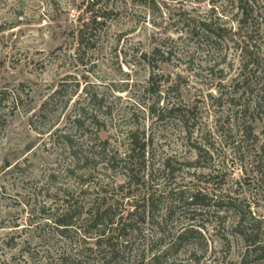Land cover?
I'll return each mask as SVG.
<instances>
[{"label": "rangeland", "instance_id": "obj_1", "mask_svg": "<svg viewBox=\"0 0 264 264\" xmlns=\"http://www.w3.org/2000/svg\"><path fill=\"white\" fill-rule=\"evenodd\" d=\"M94 1L112 13L84 50L77 32ZM254 2L250 26L234 0H0V264L96 245L102 227L85 235V215L77 245L58 233L50 216L69 193L87 209L104 199L116 216L108 235L154 200L155 223L148 209L125 264L155 254L160 264H264L238 231L241 215L264 247V0ZM154 48L153 71L143 55ZM252 68L251 86L238 87ZM134 139L146 150L129 186ZM197 192L211 205H188ZM167 206L172 218L157 226Z\"/></svg>", "mask_w": 264, "mask_h": 264}, {"label": "trees", "instance_id": "obj_2", "mask_svg": "<svg viewBox=\"0 0 264 264\" xmlns=\"http://www.w3.org/2000/svg\"><path fill=\"white\" fill-rule=\"evenodd\" d=\"M237 3V9L239 11V14L242 16L241 22L244 25H250L255 26L256 21L254 19L251 20L249 18L250 15H254L255 9H254V0H234ZM100 3L98 1H94L92 4V9L90 12L92 13V19L89 21H85L80 26L78 32H77V40L78 45L82 49H86L88 47V44L90 41L95 39L97 31L100 29V26H103L106 21H108L110 14L112 13V10H108L106 8V12H103L101 14L100 12ZM98 8V10L95 11V9ZM103 11V10H102ZM252 17V16H251ZM100 19V20H99ZM207 30H210L208 25L204 26ZM197 26L193 27V30H196ZM194 34V33H193ZM160 53V50L157 48H154L151 50V52L146 53L143 55L144 59L148 61L149 65L152 67V70L154 71L157 66L154 64V60L156 59V56ZM255 66V62L248 61L245 65L246 69H249L251 65ZM257 69V68H256ZM256 69L252 68L249 70V73L256 74ZM236 85L243 86L247 85L248 88L251 86L252 82V74L251 76L247 75V73L240 74L238 78L235 81ZM233 88H234V80H233ZM234 91V89H233ZM231 104L234 105V96L230 100ZM49 102L45 103L44 106H47ZM175 112H179V108L175 105L166 108L164 112L161 114H157V112H153L154 115L158 119H161L162 116L165 113L173 114ZM176 119H178L180 122L186 124L187 121L185 120V117L183 116H174ZM136 140H132L130 144V149L128 151V154L126 155L125 162V170L127 174L129 175V186L131 185H137L139 182L133 181L134 176V154L137 150H139L142 154V158H144V153L146 150V145L138 146L136 144ZM165 167L170 170L169 162L165 164ZM173 172V171H172ZM87 191H81V195H87ZM75 196L73 194H65V198L63 202L61 203V206L57 208L56 214H52L50 217L54 218V224L57 227L58 233L67 239L72 246L77 245L80 242H83L85 245L81 250H76V252L68 251L63 252L59 254V256L55 259H53L52 256H50V253L47 252L45 254L44 258L46 261H48V264H125L126 262V253L128 254V244H129V235L132 233H135L138 231L137 225L140 223H146V214L147 210L149 209V212L152 215V223H155L154 217H155V204L154 200H151V203L149 200L144 201V205L142 207L141 213H139L138 209L139 207H136L135 210L131 213H129L125 218H120V221L118 222V228L116 232H112L111 235H108L107 229H109L110 226H113L115 224V215H111V207H108L104 210V206L106 203L103 202L99 204L98 206L95 205L97 201H99V198L94 200V204L92 208H85L83 205H79L80 200L79 199H73ZM173 197V196H171ZM185 198V199H184ZM177 199V198H175ZM191 201L188 203V205L197 206L200 205L201 207H206L207 205L211 204H204L200 201L203 199H208L207 195H203L200 192L190 194ZM180 203L188 202V199L185 196H182L180 199H177ZM213 202V200H212ZM214 205L218 208H222L223 204L214 202ZM135 206V205H134ZM151 207V208H150ZM87 209V210H86ZM172 206L166 208V213L164 218L160 221H157V226H166L169 222V220L172 218ZM41 212L43 214H47V211L45 210V207L42 208ZM85 215L84 221L85 223L91 228L90 230H85L84 234H90L92 233L91 230L98 229L99 227H102V230H96V235H99V238L96 242V245L93 246H86L88 243L84 240L78 241V234L76 232H73V229L77 230L78 221L81 220V218ZM238 231L240 235L244 238L246 243H248V249L249 252H261L264 253V247L259 248L257 246V242L254 240L251 242V238L253 237V233L249 232V230L246 229V220L244 216L239 217L238 222ZM111 231V230H110ZM194 232L193 228H189L184 230L179 236L178 240H183L184 237ZM75 250V249H74ZM130 253V252H129ZM129 260V258H128ZM163 260V256H159L155 254L152 259L150 260L151 264H160ZM128 263V262H127ZM143 263V261L141 262Z\"/></svg>", "mask_w": 264, "mask_h": 264}]
</instances>
